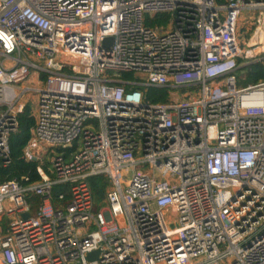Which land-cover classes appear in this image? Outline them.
I'll use <instances>...</instances> for the list:
<instances>
[{
    "label": "built area",
    "instance_id": "2783aa9c",
    "mask_svg": "<svg viewBox=\"0 0 264 264\" xmlns=\"http://www.w3.org/2000/svg\"><path fill=\"white\" fill-rule=\"evenodd\" d=\"M254 64L264 0H0V157L33 104L40 178L0 182V264H264Z\"/></svg>",
    "mask_w": 264,
    "mask_h": 264
},
{
    "label": "trees",
    "instance_id": "16d2710c",
    "mask_svg": "<svg viewBox=\"0 0 264 264\" xmlns=\"http://www.w3.org/2000/svg\"><path fill=\"white\" fill-rule=\"evenodd\" d=\"M246 75L247 83H256L261 79H264V66L261 64H254L247 66L243 69ZM125 75L124 77H126ZM165 95V92H159L154 89H149L146 92V99L159 103L162 102L160 96ZM35 126V119L32 114L30 105H26L24 111L18 116V131L11 135L9 138V163L4 164V161L0 157V182H7L16 180L21 185H29L39 181V176L36 172L37 163H28L23 159V150L28 144L32 130ZM56 152H60L57 150ZM44 168L48 167L47 161H44ZM23 178L28 179L27 182ZM88 185L90 187L91 193L94 198L95 207L99 208L103 204L105 197V190L107 188V179L104 176L93 177L88 180ZM64 193L65 201L61 203H67L69 196L67 195L66 186H54L51 190L52 202L55 206H58L57 197L59 194ZM29 203L31 205V210L35 211L37 206L40 204V201L37 197L31 196ZM6 223H3L5 227Z\"/></svg>",
    "mask_w": 264,
    "mask_h": 264
},
{
    "label": "rangeland",
    "instance_id": "374dc122",
    "mask_svg": "<svg viewBox=\"0 0 264 264\" xmlns=\"http://www.w3.org/2000/svg\"><path fill=\"white\" fill-rule=\"evenodd\" d=\"M246 14L244 13L242 16H241V18H240V20H239V24H238V27H239V31L243 28H247L248 26H247V22H246ZM249 37V36H248ZM191 95H194V94H192V93H190ZM31 105V104H30ZM31 108H32V113H33V110H34V106H33V104L31 105ZM41 153H40V158L42 159V162H43V165H44V161H47V164H49V161H48V159H49V157L51 156V154L49 153V151H47V152H43V151H40Z\"/></svg>",
    "mask_w": 264,
    "mask_h": 264
},
{
    "label": "crops",
    "instance_id": "0c3cea01",
    "mask_svg": "<svg viewBox=\"0 0 264 264\" xmlns=\"http://www.w3.org/2000/svg\"><path fill=\"white\" fill-rule=\"evenodd\" d=\"M31 136H32V133H31ZM8 221H9V218H6V217L0 218V228H2V230H5L7 228ZM3 223H6L5 227L3 226Z\"/></svg>",
    "mask_w": 264,
    "mask_h": 264
},
{
    "label": "water",
    "instance_id": "95a60500",
    "mask_svg": "<svg viewBox=\"0 0 264 264\" xmlns=\"http://www.w3.org/2000/svg\"><path fill=\"white\" fill-rule=\"evenodd\" d=\"M106 42H107V43H111V40H110V39H107ZM27 215H28V214H24V215L22 216L23 219L27 218ZM95 255H96L95 253H92V254L88 255L87 259H88V260H92L93 257H94Z\"/></svg>",
    "mask_w": 264,
    "mask_h": 264
}]
</instances>
